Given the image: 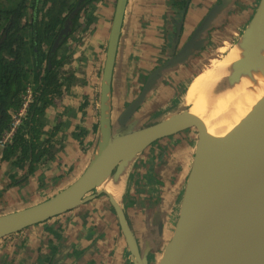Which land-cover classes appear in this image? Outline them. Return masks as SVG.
Wrapping results in <instances>:
<instances>
[{
	"label": "water",
	"instance_id": "1",
	"mask_svg": "<svg viewBox=\"0 0 264 264\" xmlns=\"http://www.w3.org/2000/svg\"><path fill=\"white\" fill-rule=\"evenodd\" d=\"M128 1L117 0L102 77L100 131L89 163L69 185L47 189L54 191L48 198L12 211H0V240L71 211L103 193L109 196L116 211L132 264H154V254L158 264H264V80L249 96L256 101L249 113L223 136L211 134L188 106L168 111L145 125L142 114L137 115L145 109L141 107L165 74L186 65L206 46L210 31L207 27L217 16L219 5L174 55L177 34L168 50L171 58L151 72L139 96L122 111L115 126L110 106L111 81ZM257 15H264V0L254 17ZM68 25L55 41L53 52L69 32ZM178 27L181 31V25ZM215 94L212 91L209 100L217 98ZM191 128L198 130V139L191 170L184 185L180 184L183 196L174 229L167 238V226L161 221L167 205L160 202L147 212V229L141 228L138 236L127 219L124 200L116 201L103 189L104 181L119 177L124 170L127 175L140 155L156 141Z\"/></svg>",
	"mask_w": 264,
	"mask_h": 264
},
{
	"label": "crops",
	"instance_id": "2",
	"mask_svg": "<svg viewBox=\"0 0 264 264\" xmlns=\"http://www.w3.org/2000/svg\"><path fill=\"white\" fill-rule=\"evenodd\" d=\"M183 1L179 0V4L177 7L175 6L176 11L174 14H177V20L174 24L176 26L175 30H169L167 27V12L171 0L128 1L111 83L112 121L113 112L116 111L121 114L139 95L151 72L161 66L163 58H166V56L168 58L167 43L170 47V42L172 43L177 38L178 33L182 46L187 43L206 16L213 9L216 10L215 6L217 4L228 3L232 5L229 16L225 22H222L221 26L217 27L221 18V15L219 16L216 26L211 30L210 36L208 35L209 40L206 44L207 48L215 42L218 47H225L227 44L230 45L235 37L240 34V30L249 24L260 4V0H190L183 18L180 15ZM116 4L117 0H102L99 2L95 13L97 20L92 24L90 30L85 33L82 41L77 40L79 38L76 34L68 41L67 47L73 53V58L64 70L69 71V84L75 95L71 98H68L69 96H65V94L63 95L61 101L64 102L62 105L64 110L69 106L77 108L81 97L85 94H89L94 98L95 92L100 90V86L102 87L104 64ZM178 25H181L182 36L178 31ZM163 50H166V56L163 55ZM209 50L206 49L205 51ZM196 58L197 54L186 65L178 66L175 72L182 69L187 71L188 66L194 63ZM138 69L141 70L138 72L136 71ZM161 80V84L159 83L148 100L144 102L142 107L145 109L137 112V115L140 113L143 115L145 110L150 111L147 115L148 118H151L150 116H154V114L156 116L166 115L165 112L159 113L158 110L163 107L165 111L167 107H170L174 94L171 88L167 87V73ZM84 89L87 92L81 93ZM78 101L79 104L77 105ZM56 108L52 106L46 110L45 119L47 120L39 137V150L42 157L38 158L40 161L34 165L37 169L27 179L26 183H23V179H25V175L27 176L32 156L25 158L23 162L25 170H20L10 161H4L3 152H0V188L4 189L6 186H10L0 192L2 194L0 197L7 196V199L10 200L12 199L10 194L21 196V186L24 185L28 187V192L31 193L41 182L44 187L51 185L53 189L56 186L57 188L65 187L86 168L96 148L98 135L95 140L92 139L93 143L88 150H83L80 144L75 143L73 135L65 134L64 138L63 134L59 133L65 131L62 129L64 126L58 124L61 120H56ZM60 134H62L61 137H59ZM26 137L29 138L28 135ZM64 140L66 141L63 144L62 141ZM44 148L46 149L44 150ZM164 162L165 164L161 169L157 168V174L159 175L157 179L159 180L168 176L164 175L167 170V160ZM136 165L137 163L134 167ZM185 169L182 168V170ZM174 170L176 169L173 168L170 172H174ZM132 175L136 177L135 172ZM178 178V183L172 187V192L167 195L168 202L175 203L174 200L179 193L182 197L183 190L180 189V184L181 186L184 185L187 176L181 174ZM133 181L130 183H133L132 186H134ZM176 188L179 190H176ZM103 203L104 201L100 199L96 205L90 204L79 207L77 210L59 216L53 221L31 227L25 230L24 234L20 233L18 235L16 233L1 240L0 264H41L39 262L40 258L46 260L50 256V246L54 248L58 246V251L64 257L63 264H132L125 237L116 223L109 219L108 212L106 210L102 211L104 208ZM141 207L138 204L135 208L127 211L130 226L133 229L135 226L138 236H140L141 228L146 231V226L147 229L146 222L138 224L140 223L138 209ZM149 207L150 204L148 203L145 208L149 209ZM154 207L155 205L152 208ZM0 208H2L1 204ZM15 209L17 208L12 210ZM91 211L92 218L88 215ZM144 211L148 212V210ZM169 218L167 217V219ZM86 226L90 227L89 231L85 229ZM58 227H61V230ZM74 250L81 252V255L73 256Z\"/></svg>",
	"mask_w": 264,
	"mask_h": 264
},
{
	"label": "trees",
	"instance_id": "3",
	"mask_svg": "<svg viewBox=\"0 0 264 264\" xmlns=\"http://www.w3.org/2000/svg\"><path fill=\"white\" fill-rule=\"evenodd\" d=\"M79 1L0 0V139L9 130L11 113L20 109L27 90L31 88L33 93L27 119L12 143L1 150L3 160L20 170H25V158L32 156L23 183L35 173L34 165L42 157L39 137L46 110L70 88L69 71L64 70L72 61L68 41L96 22L97 4L102 0H84L80 6ZM185 4L186 0L182 8ZM78 6L80 9L73 14ZM68 24V34L53 52L59 33Z\"/></svg>",
	"mask_w": 264,
	"mask_h": 264
},
{
	"label": "rangeland",
	"instance_id": "4",
	"mask_svg": "<svg viewBox=\"0 0 264 264\" xmlns=\"http://www.w3.org/2000/svg\"><path fill=\"white\" fill-rule=\"evenodd\" d=\"M171 1L172 2L169 4L170 7H169L168 12H167V24H168L167 27L169 30H175L176 26L174 24L177 20V18H176L177 14H174V13L176 11V7L179 3L178 2L179 0H171ZM260 2H261V0H260ZM219 5H221V6H220V9L218 10L217 16L215 15L213 20L210 22L209 26L207 27L208 30H212L216 26V24H217L216 21L218 20L220 15H221V18L217 24V27L221 26L222 22H225V20L229 16L230 10H232L231 4L225 3V4H219ZM247 26L241 29V31H240L241 35L240 36L237 35L235 37L234 41L230 45L227 44V45H225V47L224 46L218 47L217 45H215L209 51H202V53L199 55L197 60H195V62L192 64L190 63L191 65L188 66L189 69L187 71L185 69H182L179 72L178 71L175 72V69H174L171 72L167 73V87L171 88V90L173 91L174 98L172 100L170 107H167L165 109V111H164L165 113H167L168 111H174V110H177L179 108L189 106L196 99L198 93L200 92V90L204 86V84L206 83L207 79L210 77V75L212 74L214 69H216L218 64L225 57V55L238 42L239 38L242 37ZM170 44H171V42H170ZM218 48L219 49L222 48V49L220 51H217ZM167 49H169V43H167ZM68 52L71 53L69 48H68ZM72 55H73V53H72ZM65 67H68V65H66ZM139 70H141V69H138L136 71L139 72ZM111 83H112V81H111ZM177 83L180 86V88L178 87L179 93H177V96H175V91H176L175 89H176ZM72 91H73V88L72 89L69 88V90H65L64 91L65 96H69L68 98H71L72 96H74L75 93H73ZM84 92H87L86 89H84V91H82L81 93H84ZM78 94H79V91H78ZM82 97H81V99H82ZM78 104H79V101L77 102V105ZM80 104H81V100H80ZM149 113H150V111L145 110V113L142 115L143 119H145V121L143 122L144 125L151 122V120L154 119V117H151V118L147 117V115ZM113 114H114L113 124L116 126V123L120 119L121 114L116 112V111H114ZM161 116H164V114H161L160 116H156L155 119H157ZM61 136H62V134L59 135V137H61ZM197 139H198V130L193 129L192 134H183V135L179 136L178 137V140H179L178 143H176L177 138L167 139L166 141L163 142V145L167 144L166 145L167 146V156H169V157H167L168 162H167V170L164 172L165 176L169 175L170 173H174L175 171H176V173H178V172L180 173L182 168H186L185 170H182V175L188 176L189 171L191 169V165H192V156H193V151L196 147ZM156 149H158V148L156 147ZM143 157L145 158L144 153H142L140 155V157L138 158L136 163L142 162ZM147 159L149 160V157ZM178 162H180V163H178ZM158 167H159V164H157L156 169ZM134 168L135 167H133V169H132V174L135 172V171L133 172ZM173 168H176V170H174V172L173 171L170 172V170ZM130 174H131V170L128 174V177L130 176ZM178 176L174 177L170 181H169V179L165 178V179H161V180L158 179L160 181V183H157V181L156 182L151 181L149 183V185L145 184V186L143 188L151 190L152 193L155 194L154 197L156 199L159 198V201L156 203H150L149 209L145 208V206L143 204H142V207L140 209H138L139 220H140V223H138V224H144L146 222L145 217L147 216V212L144 210L150 211L151 209H153L152 207L154 205H158L160 202H163L164 204H166L167 206H166L165 211L163 212V215H162L163 217L161 218V221L164 223V225L167 224L166 225L167 226V231H166L167 238L170 237L172 229H174V222H176V219L178 216L180 199H181V196L179 193L177 195L176 199L174 200L175 203L168 202L167 195H169V192L170 193L172 192V190H173L172 187H174L178 183V179H176V178H178ZM134 179H135V177L133 175H131L130 181H133ZM27 181L28 180H26V182ZM161 181L163 182L162 184H161ZM9 187L10 186H6L4 189L0 188V192L8 189ZM61 188L62 187L57 188V186H56L55 190L61 189ZM157 188H160V189L157 190ZM21 189H22L21 196L16 195L17 196L16 197L13 194H10L12 196V199H10V200L7 199V196L0 197V204L2 206V208H0V210H6V211L11 210L12 211L13 208H20L23 205H31L34 203H38L39 201L48 198L49 196H51L54 193L53 190L48 192L50 189H52L51 185L44 188L42 186V183H39V186L34 188L31 193L28 192L29 191L28 187H26L25 185L21 186ZM47 189H48V191H45ZM132 190H133V186L131 185L129 195L132 193ZM151 191H149L147 194L151 193ZM1 195L2 194L0 193V196ZM146 199H148V198H146ZM142 200H144V199H142ZM138 201H140V200L138 199ZM125 204H126V200H125ZM151 204H153V205H151ZM169 216L172 219H170V218L167 219V217H169ZM142 220H144V221H142ZM85 229L87 231H89L90 227L86 226ZM134 229L136 231L135 226H134ZM136 233H137V231H136ZM141 247H143L142 244H141ZM78 255H81V252H78V250H74L73 256L77 257ZM151 260L154 262V264H158V262H159L156 255H152Z\"/></svg>",
	"mask_w": 264,
	"mask_h": 264
},
{
	"label": "bare ground",
	"instance_id": "5",
	"mask_svg": "<svg viewBox=\"0 0 264 264\" xmlns=\"http://www.w3.org/2000/svg\"><path fill=\"white\" fill-rule=\"evenodd\" d=\"M253 18L189 106L191 113L201 118L209 132L216 136L228 134L245 118L256 102L249 98L251 92L264 80V15ZM212 91L217 98L209 100ZM108 105L107 100L105 107ZM128 174L124 170L119 177L105 179L103 186L116 201L124 200L126 211L125 200L132 185ZM126 216L129 221L128 213Z\"/></svg>",
	"mask_w": 264,
	"mask_h": 264
},
{
	"label": "flooded vegetation",
	"instance_id": "6",
	"mask_svg": "<svg viewBox=\"0 0 264 264\" xmlns=\"http://www.w3.org/2000/svg\"><path fill=\"white\" fill-rule=\"evenodd\" d=\"M84 1V0H83ZM83 1H79V6L81 5V3L83 2ZM188 2V3H187ZM189 2H190V0H186V4H185V8H182V11L180 12V15H181V17H185V14H186V11H187V9H188V5H189ZM117 5V4H116ZM77 7L75 10H79L80 9V7ZM216 6H219V4H217ZM215 6V7H216ZM75 10H74V12H75ZM73 12V14H75ZM73 14L70 16V18H72L73 17ZM209 15V14H208ZM207 15V16H208ZM180 17V18H181ZM254 17V16H253ZM70 18H69V20H70ZM68 20V21H69ZM81 22H84V20H82ZM67 26V25H66ZM65 26V27H66ZM69 26V25H68ZM92 26V25H91ZM246 27V26H245ZM91 28V27H90ZM90 28L88 29V31L90 30ZM182 29V28H181ZM64 30V29H63ZM62 31V30H61ZM241 31V30H240ZM210 32H211V30L209 31V33H208V35L210 36ZM61 33V32H60ZM59 33V34H60ZM85 33H87V31L86 32H76L75 34L78 36V38L79 39H77L78 41H82V39H83V36L85 35ZM180 33H181V31H180ZM68 33H66V35H67ZM241 34H239V36H240ZM180 36H182V33H181V35ZM57 40V39H56ZM208 40H209V38H208ZM181 40H180V38H179V41H178V45H177V47H176V51H175V53H174V55L175 54H177L180 50H181V48L185 45V44H183L182 46H181V42H180ZM215 45H218L216 42H215V44H210L209 46H208V48L205 46L202 50H201V52H199L198 54H197V58L199 57V55L202 53V51H205L206 49H211V48H213V46H215ZM234 47V46H233ZM232 47V48H233ZM171 48V44H170V47H169V49ZM232 48H231V50H232ZM230 50V51H231ZM217 51H220V49L219 50H217ZM229 51V52H230ZM228 52V53H229ZM227 53V54H228ZM226 54V55H227ZM163 55L164 56H166V50L164 51L163 50ZM225 55V56H226ZM72 58H73V55H72ZM169 58H171V56H168V58H167V56H166V58H163V63L162 64H164L165 62H167V60L169 59ZM197 58L195 59V60H197ZM161 64V65H162ZM219 65V64H218ZM215 70V69H214ZM178 87L180 88V86L178 85V83H177V86H176V91H175V96H177V93H179V89H178ZM203 88V87H202ZM201 88V89H202ZM100 90H98V91H96L95 92V96H94V98H92L89 94L87 95V94H85L83 97H82V99H81V104H79L78 106H77V108L76 107H68L66 110H64L63 109V101H61L62 99L60 98H58L57 100H55V104L54 105H52L53 107H57L58 106V108H56V110H57V113H56V120H58V121H60V123H58L59 125H62V126H64L62 129H64V131L65 132H62V131H60L59 133H62L63 134V137L65 138V134H70V136H72L73 135V140H74V142L75 143H77V144H80L81 146H82V149L84 150V149H86V150H88V148L92 145V143H93V140H95L96 139V137H97V135H99L98 133H99V131H100V124H101V117H102V115H101V96H102V87L100 86V88H99ZM139 94H140V92H139ZM199 94V93H198ZM111 95H112V91H110V97H111ZM139 96V95H138ZM193 103V102H192ZM191 103V104H192ZM190 104V105H191ZM189 105V106H190ZM52 106H50V107H52ZM110 106H111V103H110ZM188 106V107H189ZM49 107V108H50ZM141 108H143V107H141ZM71 109V111H69ZM158 112L160 113V112H164V109H163V107L162 108H160L159 110H158ZM157 112V113H158ZM158 113V114H159ZM157 114V115H158ZM45 116H46V114H45ZM156 116V114H154V116H150V117H155ZM96 119H97V122H96ZM47 120V119H46ZM49 121H51L50 119H49ZM193 129H195V128H193ZM193 129H189V130H187V131H183V132H181V133H179V134H177V135H174V136H170V137H167V138H163V139H161V140H159V141H156L155 143H153L151 146H149L143 153L145 154V158L143 157V159H142V162H140V163H137V165H136V167H135V174H136V177H135V181H134V186H133V189H134V191L132 190V193L127 197V199H126V208H127V211H128V209H133V208H135V206H137L138 204L140 205V206H142V204L145 206V207H147V205H148V203L150 204V203H156V202H158L159 201V198H155L154 197V195L155 194H153L152 193V191L151 190H149V189H145V188H143L144 186H145V184L147 185H149V183L151 182V181H154V182H156L157 181V183H160V181L157 179V177L159 176L158 174H157V169H156V166H157V164H159V169H161L162 168V166H163V164H165V162L164 161H166L167 160V162H168V159H167V157H169V156H167V144L166 145H163V142L164 141H166L167 139H171V138H177V140H176V143H178V137L179 136H181V135H183V134H192V130ZM67 137H69L68 135H67ZM91 139V140H90ZM93 139V140H92ZM65 141L66 140H64V141H62V143L64 144L65 143ZM175 146V145H174ZM156 147L158 148V149H156ZM149 157V160L147 159ZM176 169V168H175ZM182 174V170L180 171V173L178 172V173H176V171L174 172V173H170L168 176H167V179H169V181L170 180H172L174 177H176V176H178V175H181ZM164 175H165V173H164ZM155 179H157V180H155ZM178 180H179V178H177ZM25 183V182H24ZM42 183V182H41ZM50 183V182H49ZM49 183H48V185H49ZM163 182L161 181V184H162ZM19 186H21V185H19ZM42 186H43V183H42ZM50 186V185H49ZM45 188V187H44ZM158 189H160V188H157V190ZM149 191H151V193H149V194H147ZM140 197V198H139ZM160 197V196H159ZM146 198H148V199H146ZM100 199H102L103 201H104V205H103V209H102V211L104 212V210H106L107 212H108V216H109V219H112L115 223H116V225H117V227L121 230V227H120V224H119V219H118V216H117V214H116V211H115V209H114V207L112 206V204H111V202H110V200H109V196L108 195H106V194H103V193H101V194H98L96 197H94L92 200H89V201H87L86 203H84V204H82V205H80L79 207H82V206H86V205H90V204H94V205H96V203H98L99 202V200ZM138 199L140 200V201H138ZM142 199H144V200H142ZM147 201H146V200ZM146 201V202H145ZM93 205V206H94ZM151 205H153V204H151ZM79 207H77V208H79ZM77 208H75V209H73V210H71V211H68V212H73V211H75V210H77ZM68 212H65L64 214H66V213H68ZM64 214H61V215H59L60 217L62 216V215H64ZM89 215V217L90 218H92V211L90 212V214H88ZM59 216H56V217H54V218H51V219H49V220H47V221H45V222H49V221H53L54 219H56L57 217H59ZM104 216H106L105 214H104ZM105 221V220H104ZM45 222H43V223H45ZM103 222V221H102ZM40 224H42V223H40ZM32 227H34V226H32ZM29 228H31V227H29ZM29 228H27V229H25V230H28ZM58 228H60V230H61V227H58ZM25 230H23V231H21V232H19V233H17L18 235L21 233V234H24V231ZM59 230V231H60ZM58 231V232H59ZM122 231V230H121ZM123 233V232H122ZM7 238V237H6ZM3 239H5V238H3ZM2 239V240H3ZM1 241V240H0ZM59 250V248H58V246H57V248H54L53 246H50V250H49V257H47L46 258V260H42L41 258H40V260H39V262L41 263V264H63V260H64V257H62V255H61V253L58 251ZM42 257H44V256H42ZM132 262V261H131Z\"/></svg>",
	"mask_w": 264,
	"mask_h": 264
},
{
	"label": "built area",
	"instance_id": "7",
	"mask_svg": "<svg viewBox=\"0 0 264 264\" xmlns=\"http://www.w3.org/2000/svg\"><path fill=\"white\" fill-rule=\"evenodd\" d=\"M33 102V93L32 89L29 88L23 98V104L19 110L13 111L11 113V126L8 131H6L2 138L0 139V149L6 148L10 143H12L13 139L16 136V132L19 127L24 123L27 119V115L29 112V108Z\"/></svg>",
	"mask_w": 264,
	"mask_h": 264
},
{
	"label": "clouds",
	"instance_id": "8",
	"mask_svg": "<svg viewBox=\"0 0 264 264\" xmlns=\"http://www.w3.org/2000/svg\"><path fill=\"white\" fill-rule=\"evenodd\" d=\"M112 122H113V121H112ZM0 152H2L1 149H0Z\"/></svg>",
	"mask_w": 264,
	"mask_h": 264
}]
</instances>
